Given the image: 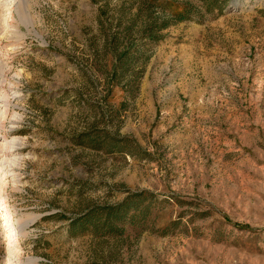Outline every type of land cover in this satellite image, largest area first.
Returning a JSON list of instances; mask_svg holds the SVG:
<instances>
[{
  "label": "rangeland",
  "instance_id": "obj_1",
  "mask_svg": "<svg viewBox=\"0 0 264 264\" xmlns=\"http://www.w3.org/2000/svg\"><path fill=\"white\" fill-rule=\"evenodd\" d=\"M0 264H264V0H0Z\"/></svg>",
  "mask_w": 264,
  "mask_h": 264
},
{
  "label": "trees",
  "instance_id": "obj_2",
  "mask_svg": "<svg viewBox=\"0 0 264 264\" xmlns=\"http://www.w3.org/2000/svg\"><path fill=\"white\" fill-rule=\"evenodd\" d=\"M183 17H184V16H183L182 14H178L177 17H176V20H178V21L183 20V19H184ZM121 206H123V205L116 206V207H117V208H116L117 212H113V215H117L118 213H120V208H119V207H121ZM111 209H112V208H111ZM111 209H109V211H111ZM111 215H112L111 212H108V213H107V217H109V216H111Z\"/></svg>",
  "mask_w": 264,
  "mask_h": 264
}]
</instances>
